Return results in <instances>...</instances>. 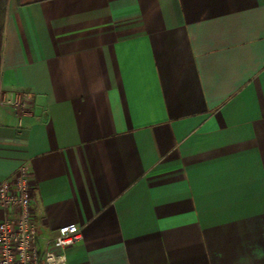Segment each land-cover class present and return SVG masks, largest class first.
Segmentation results:
<instances>
[{
	"label": "crops",
	"instance_id": "crops-1",
	"mask_svg": "<svg viewBox=\"0 0 264 264\" xmlns=\"http://www.w3.org/2000/svg\"><path fill=\"white\" fill-rule=\"evenodd\" d=\"M0 181L27 166L66 264H264V0H6Z\"/></svg>",
	"mask_w": 264,
	"mask_h": 264
},
{
	"label": "built area",
	"instance_id": "built-area-1",
	"mask_svg": "<svg viewBox=\"0 0 264 264\" xmlns=\"http://www.w3.org/2000/svg\"><path fill=\"white\" fill-rule=\"evenodd\" d=\"M0 102L11 107L24 106L18 98ZM32 205L29 170L20 165L11 178L0 181V264H66L65 251L81 239L80 228L75 223L62 225L39 248Z\"/></svg>",
	"mask_w": 264,
	"mask_h": 264
},
{
	"label": "trees",
	"instance_id": "trees-1",
	"mask_svg": "<svg viewBox=\"0 0 264 264\" xmlns=\"http://www.w3.org/2000/svg\"><path fill=\"white\" fill-rule=\"evenodd\" d=\"M5 6H6V0H0V43H1V33H2V27H3Z\"/></svg>",
	"mask_w": 264,
	"mask_h": 264
}]
</instances>
